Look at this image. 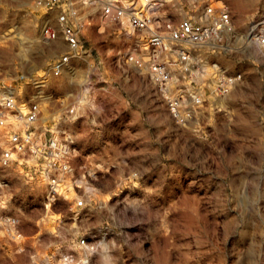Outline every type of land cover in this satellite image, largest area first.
I'll return each instance as SVG.
<instances>
[{
    "label": "clouds",
    "instance_id": "obj_1",
    "mask_svg": "<svg viewBox=\"0 0 264 264\" xmlns=\"http://www.w3.org/2000/svg\"><path fill=\"white\" fill-rule=\"evenodd\" d=\"M249 2L251 7L237 11L233 0H167L186 9V20L179 26L151 23V16L145 10L150 0L135 3L139 11L134 19L117 9V5L124 9L133 7L130 0L99 3L97 0H47L46 3L39 0L35 4L34 10L43 9L44 15L56 5L60 6L63 13L60 23L67 27L71 22V31L64 36L67 46L62 53L63 62L69 63V57H89L88 67L78 69V75L70 81L76 90L58 96V100L66 103L48 110V115L40 111V105L29 107L27 102L16 98L0 97V101H5L0 103V167L22 177L21 187L51 186L55 195L50 199L44 197L42 217L35 221L38 229L46 227L40 223L43 218L49 215L60 218L52 228L46 227L55 240L45 245L37 239L44 234L42 230L29 237L19 229L17 221L0 219V260L6 264H149V261L158 264L161 258L167 259L165 245L175 240L179 228L173 216H165L169 205L163 202L167 183L143 189L156 196L155 211L143 199L130 201L125 193L141 189V180L146 176H150L152 184L160 180L159 172H154L157 165L178 170L180 177H191L189 183L196 185L216 172L209 157L222 163L226 154L233 151V137L239 139L247 133L249 139H264V91L261 90L264 85V12L256 9L261 0ZM74 3L81 7L76 8ZM206 3L210 5L206 15L211 27L202 32L193 31L197 22L193 14ZM98 11H103L105 18L98 24L94 47L113 35L135 36V24L144 29L139 39L148 42L142 53L149 52L153 37L159 39L154 56L132 53L124 58L108 48L97 49L98 58L92 59L80 37L86 36L96 23L91 17ZM50 38L55 39L54 34ZM157 102L160 107L168 108L163 119L150 112ZM125 115L129 117L126 121L123 120ZM118 121L124 124L120 136L127 139L116 143L119 147L112 149L115 156L105 159L84 155L76 178L73 162L81 157L76 141L91 134L104 137ZM61 123L78 127L80 131L73 135L65 130L61 137L58 131ZM153 128L163 131L153 138L149 135ZM162 141L164 144L171 141L163 154L160 148L149 147ZM134 156L144 157L145 161L129 164ZM148 157L158 159L144 166ZM54 170L55 178H51ZM101 175L110 178L103 188L97 186ZM196 190L201 196L205 194L199 188ZM215 191L213 184L208 195ZM19 192V188L12 190L7 178L0 182V212L9 209ZM69 192L73 193L71 200ZM122 195L123 202L134 213L139 209L147 219L117 221L114 211L121 201L114 204L113 199ZM59 201L67 205L65 211L77 215L87 210L106 215L83 228L73 223L72 238L68 240L58 230L64 217L63 211L56 210L61 207ZM257 203L253 199L250 207ZM260 203L264 206V202ZM159 207L164 211H159ZM202 207L211 211L208 205ZM232 209L219 217L209 216V220L223 222L239 215L235 204ZM152 220L158 221V227L151 240L137 239L132 243L134 236H139L140 226ZM92 228H107L114 236L86 244L81 237ZM123 228L137 231L125 235ZM233 239L228 240L229 248ZM200 242L198 234L196 243ZM241 246L249 248V257L259 259L258 245L253 241ZM65 247L76 253L75 259H56ZM179 247L183 248V243Z\"/></svg>",
    "mask_w": 264,
    "mask_h": 264
},
{
    "label": "rangeland",
    "instance_id": "obj_2",
    "mask_svg": "<svg viewBox=\"0 0 264 264\" xmlns=\"http://www.w3.org/2000/svg\"><path fill=\"white\" fill-rule=\"evenodd\" d=\"M164 1V15L174 22H179L185 17V8H181L179 4H169L167 0ZM32 4L33 0H0V84L13 85L22 101L31 95H43L42 113L48 115V110L58 108L61 104L66 103V101L58 100V96L67 95L76 90L75 85L70 81L78 75V69L83 70L88 67L89 57L73 59L71 69H64L58 76L53 75L51 73L52 63L64 51L66 42L63 38L52 42L41 39V24L36 16L38 13H31ZM233 7L240 11L251 7V5L249 0H233ZM256 9L264 12V0H261ZM94 21L96 23L88 29L87 35L84 37L92 59L98 58L97 49L104 51L112 48L118 53L127 50L130 38L126 33L113 35L108 41L96 44L94 47L93 43L98 40L97 27L102 20L95 17ZM112 67L115 69V65ZM261 90L264 91V85L261 86ZM153 100H155V96H153ZM150 112L163 119L167 115L168 109L166 105L160 107L157 102ZM58 117L59 113H57ZM127 119L129 117L125 115L123 120ZM59 127L68 129L73 135L80 131L78 127L73 128L64 123H61ZM123 127L124 124L118 121L110 131L105 133L104 137L91 134L83 140L76 141L78 151L81 153V157L73 162L76 178L79 176V166L83 162L84 155H97L105 159L115 156L112 149L119 147L116 143L127 139V137L120 136ZM160 131L163 129L153 128L149 135L154 138ZM171 135L172 133H169V136ZM164 139H168V137ZM233 141L235 147L231 153L226 154L222 163L209 157L211 166L216 169V172L213 176L198 181L196 185L189 183L191 177H180L178 170L161 168V165H157L154 172H159L160 180L152 184L150 176H146L141 180V189L126 190L125 194L128 195L130 201L143 199L146 205L155 211L158 207L156 196L149 195L143 189L150 186L155 187L162 182L167 183L163 202L165 205L169 202V205L165 216H173L179 228L175 240L168 241L165 245L167 259L161 258L158 264H264V206H261L260 203L264 202V139H249L245 133V136L239 139L233 137ZM170 143L171 141L164 144L162 141L160 144L149 147L160 148L161 154H163L164 149ZM127 147H135V145H127ZM156 159L158 157H148L144 166H150ZM144 161V157L134 156L128 163L135 165ZM21 172H23V168H21ZM5 178L10 181L12 190L19 188L20 192L9 205V209L0 212V214L18 217L20 230L29 237L42 230L44 234L37 238L41 245L54 241L55 238L49 234L47 228H52L60 219L59 217L49 215L43 218L40 223L47 228L38 229L35 224V221L42 217L47 185L21 187L22 177L14 174L8 168L0 167V182H3ZM36 179L39 180V177L37 176ZM109 179L101 175L97 186L103 188ZM213 184L216 185V191L208 195V190ZM197 188L205 194L201 196L196 190ZM68 198L71 200L73 193L69 192ZM253 199H256L258 203L250 207ZM117 200L121 201L114 211L117 221L147 219L139 209L134 213L133 209L123 202V195L114 198L113 203L115 204ZM59 203L61 207L56 210L63 211L64 217L58 230L68 240L72 238L70 229L73 223L83 228L106 215V213H98L94 210H87L85 213L77 215L65 211L67 205L63 201H59ZM233 204L239 208V215L223 222H217L216 219L209 220V216L219 217L228 211H233ZM203 205L210 206L211 211L202 207ZM159 211H164V208L159 207ZM157 227L158 221L155 220L141 225L139 236H134L132 243H135L137 239L151 240L152 233ZM122 231L125 235H130L134 234L137 229L123 228ZM198 234L200 243H196ZM112 236L114 233L107 228H92L86 235L91 241L107 240ZM229 238H235L232 240L231 248L228 247ZM249 240L258 245L256 249L259 255L258 260L256 257H249L250 250L247 246H241ZM181 243L184 245L183 248L179 247ZM174 244L176 246H171ZM154 249L159 250L155 244ZM67 251L71 250L65 247L58 254ZM0 264H6V262L0 260ZM149 264H153V262L149 261Z\"/></svg>",
    "mask_w": 264,
    "mask_h": 264
},
{
    "label": "built area",
    "instance_id": "obj_3",
    "mask_svg": "<svg viewBox=\"0 0 264 264\" xmlns=\"http://www.w3.org/2000/svg\"><path fill=\"white\" fill-rule=\"evenodd\" d=\"M38 2H39V0L33 1L32 7H31L32 8L31 13L32 14L38 13V15H36V16L39 19V22L41 24V26H40V29H41L40 37H41V39L43 41H46V42L56 41V40H59L60 38L64 39L65 34L68 33L69 31H71V22L69 21L67 27H65L64 25H62L60 23L59 17L63 14L60 10V6L56 5L54 8H52L48 12L47 15H44L43 9H41L40 12H37L34 10L35 4ZM46 2H47V0H45V3ZM97 2L98 3L102 2V0H97ZM130 2L133 3V7L128 8V9H124L122 5H117V9L119 11L123 12L125 15L132 16L134 19L135 13L139 11V9L135 6V3L138 2V0H130ZM164 3H165L164 0H150L149 5L145 9L149 13V15L151 16L150 22L153 24L171 23L174 26H179L182 23H184V21L186 20V17L182 18L179 22H174L171 18H169L166 15H163V16L159 15L160 13H163ZM74 6L76 8L81 7V5H79L78 3H74ZM104 6L105 7H111V5H108V4H104ZM209 6H210L209 4H206L202 10H200L198 13L193 14L196 18V21H197L193 27V31L199 30V32H202L205 28L211 27V20L206 15V9ZM141 15H143V13H141ZM95 17L103 20L105 18V14L103 13V11H98L93 17H91V19L95 20ZM117 25H118V22H117ZM134 27L136 29V35L135 36H128L127 35L130 38V41L128 42L127 50L124 52L120 51V53H119L120 56L127 58L132 53L154 56L157 45L160 42L159 39L157 37H153L152 42L149 44V52L148 53H142V49H143L144 44L148 43V42L139 39V37L142 34V32L144 31V29L140 28L139 25H135V24H134ZM52 34H54L55 39L50 38V36ZM84 37L85 36H83V35L80 37V42L83 44L84 48L87 49ZM64 41L66 42V45H67V41L65 39H64ZM62 53H64V51ZM62 53L56 59H54V61L52 63V68H51L52 72L51 73L55 76L60 75L64 69L69 70L72 68L73 58L69 57V63L65 64L63 62ZM0 97H7L9 99L16 98L18 101H22L19 97V94H18L16 88L13 85H10L7 83L0 84ZM43 97H44L43 95H31V96H28L27 98H25L22 102H27L29 107H32L33 105H40V111L43 112V107H42L43 100H44ZM0 103H5V101H0ZM65 130L69 131L68 129H63L60 127L58 128V131L61 133V137H63V133ZM46 139H50V137L46 136ZM76 150L78 151L77 142H76ZM73 168H74V166H73ZM55 175H56V173L54 170V172L52 174H50V177L55 178ZM54 195H55V193L52 191L51 186L47 185L46 197L50 199ZM0 219L15 220L18 222V227L20 226V219L16 216L0 214ZM81 239L86 244H94L97 242V241L89 240L88 237H86V236H83ZM65 257H67L68 259H75L76 253L74 251L63 252L61 254H58L56 259L59 260V259L65 258ZM42 264H47V262H42Z\"/></svg>",
    "mask_w": 264,
    "mask_h": 264
},
{
    "label": "crops",
    "instance_id": "obj_4",
    "mask_svg": "<svg viewBox=\"0 0 264 264\" xmlns=\"http://www.w3.org/2000/svg\"><path fill=\"white\" fill-rule=\"evenodd\" d=\"M34 1V0H33ZM67 46V45H66ZM64 51H65V49H64Z\"/></svg>",
    "mask_w": 264,
    "mask_h": 264
}]
</instances>
